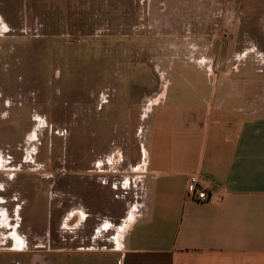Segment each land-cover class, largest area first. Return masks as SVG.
Returning a JSON list of instances; mask_svg holds the SVG:
<instances>
[{
    "label": "rangeland",
    "instance_id": "374dc122",
    "mask_svg": "<svg viewBox=\"0 0 264 264\" xmlns=\"http://www.w3.org/2000/svg\"><path fill=\"white\" fill-rule=\"evenodd\" d=\"M183 75L264 93V0H0V264H116Z\"/></svg>",
    "mask_w": 264,
    "mask_h": 264
},
{
    "label": "crops",
    "instance_id": "0c3cea01",
    "mask_svg": "<svg viewBox=\"0 0 264 264\" xmlns=\"http://www.w3.org/2000/svg\"><path fill=\"white\" fill-rule=\"evenodd\" d=\"M223 81L228 91H208L204 78L183 75L172 93L149 99L148 128L139 130L143 208L116 264H264V105L253 110L264 93ZM192 176L207 200L191 195Z\"/></svg>",
    "mask_w": 264,
    "mask_h": 264
},
{
    "label": "built area",
    "instance_id": "2783aa9c",
    "mask_svg": "<svg viewBox=\"0 0 264 264\" xmlns=\"http://www.w3.org/2000/svg\"><path fill=\"white\" fill-rule=\"evenodd\" d=\"M188 186L191 190V195L194 199L207 200V190L201 186L196 176H192L189 180Z\"/></svg>",
    "mask_w": 264,
    "mask_h": 264
},
{
    "label": "flooded vegetation",
    "instance_id": "af4514ba",
    "mask_svg": "<svg viewBox=\"0 0 264 264\" xmlns=\"http://www.w3.org/2000/svg\"><path fill=\"white\" fill-rule=\"evenodd\" d=\"M3 101H4V100H3ZM3 101H2V102H3ZM1 158H2V155L0 156V159H1ZM43 171H44V170H43ZM45 176H46V175H45V171H44V172H42V177L45 178ZM12 235H13V234H12ZM17 240H18V239H17ZM19 243H20V242H19ZM19 243H18V244H19ZM20 244H21V243H20ZM20 244H19L18 246H20Z\"/></svg>",
    "mask_w": 264,
    "mask_h": 264
}]
</instances>
